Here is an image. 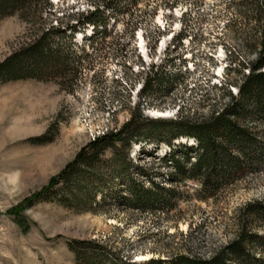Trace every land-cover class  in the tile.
I'll return each instance as SVG.
<instances>
[{"label":"rangeland","instance_id":"374dc122","mask_svg":"<svg viewBox=\"0 0 264 264\" xmlns=\"http://www.w3.org/2000/svg\"><path fill=\"white\" fill-rule=\"evenodd\" d=\"M48 1L53 13L45 22L65 28L78 43L91 32L77 21L95 0ZM256 7L253 0H137L130 13L138 26L125 25V16L117 15L114 45L88 49L71 86L35 79L0 83V264H176L181 257L207 260L217 251L227 264H242L225 257L223 248L243 216L246 231L259 236L245 252L264 263V210L255 203L264 204V150L252 152L264 146V117L253 115L251 105L238 121L249 131L248 159L237 174L211 177L205 190L197 176L182 179L166 160L174 151L178 159L186 155L192 161L196 141L181 135L166 143L162 131L147 133L146 143L120 148L126 152L125 167L87 172L73 196L53 187L54 197L21 211L27 229L8 212L45 185L93 135L134 115L151 69L178 73V80L167 89L152 85L139 106L148 119L197 121L235 96L262 37L263 21L256 18L262 12ZM32 27L16 15L0 19V60ZM154 111L165 118L152 117ZM44 134L49 141L29 140ZM156 187L169 191L133 201L132 193L140 197L141 190ZM255 208L261 211L250 214ZM73 240L96 245L84 244L92 251L85 249L80 259L67 247Z\"/></svg>","mask_w":264,"mask_h":264},{"label":"trees","instance_id":"16d2710c","mask_svg":"<svg viewBox=\"0 0 264 264\" xmlns=\"http://www.w3.org/2000/svg\"><path fill=\"white\" fill-rule=\"evenodd\" d=\"M136 1L95 0L90 2L93 4L92 9L86 10L84 15L80 13L81 18L77 23L81 28L89 26L91 32L84 34L78 43L70 32L64 33L65 28L45 22L43 18H47L53 13V6L50 1L0 0V19L9 15H16L33 26L29 29L27 38L0 60V83L35 79L54 81L60 86L64 83L68 87L71 86L83 69L86 57L89 55L88 49L96 52L114 45L115 38L111 37V34L116 35L114 26L116 16L124 15L126 18L125 25L131 23L133 18L130 7L136 4ZM253 1L256 2L257 12L259 14L262 12V17L256 16L257 21H263L260 24L262 37L256 43L255 57L250 62L246 74H243L241 81L236 84L235 96L228 95L227 102L211 109L206 118L197 121L182 119L180 116L179 119L168 121L148 119L139 112V106L142 105L141 101L149 95L152 85H155L157 90L167 89L174 80H178V73L167 72L160 68L151 69L150 73L145 75L139 90V97L142 100H138L136 104V113L121 125L93 135L78 149L71 160L48 179L45 185L11 207L8 212L14 216L17 224L23 230L27 229V223L21 211L36 201L54 197L52 188L56 185L62 186L64 193L71 197L75 192L74 189L79 187L87 172L95 171L98 168L115 170L120 169L123 165L125 167L124 156L126 152L123 155L119 151L120 148H129V143L133 141L146 143L144 136L147 133L158 136L163 131L168 135L167 140H163L166 143L181 135L191 136L196 141L195 156L192 161H189L186 155L183 160L178 159L174 156V151L166 160L177 173L182 175V179L197 176L199 178L198 185L203 190L209 185L208 182L211 177H229L237 174L241 170L242 162L248 159L251 150L247 140L249 131L238 123L240 118L245 117H241L242 114H245V106L251 105L253 115L264 117V70H261L264 67V0ZM150 7L152 17L157 4L153 3ZM56 8L60 9V7ZM35 21H38L37 25L34 24ZM131 24L133 28L138 26V20H134ZM69 29L75 30V28ZM129 41L130 39L124 41L125 43L122 41L121 46H126ZM161 128L163 130H160ZM29 140L35 143L49 141L46 134L31 137ZM263 147L262 145L257 146V148L252 147V152L258 151L260 153L264 150ZM231 149L236 152L232 153ZM156 188L160 191H156ZM156 188L154 190H141L142 195L140 197L132 193L133 201L140 203V200L157 199L161 191H169L167 188ZM56 199L63 203L67 201L64 198ZM255 203L261 207L262 211L264 210V204L259 201ZM140 209L145 208L140 207ZM261 209L255 208L249 213L255 212L257 214ZM247 215L249 216V214ZM243 217L246 219L247 216ZM244 218L241 219L242 222L237 233L224 246V256L242 264H247L246 259L251 264H264L263 261L245 252L248 243L258 242L259 236L254 232L246 231L247 228L245 229L244 224H242ZM84 244L94 246L95 243L92 240H73L67 242V247L76 257L83 259L85 249L88 248V251H92L91 246L86 248ZM219 252L221 251L215 252L207 260L181 257L176 264H227L225 261L228 258L220 257L223 253L220 254ZM88 259L89 256H87Z\"/></svg>","mask_w":264,"mask_h":264},{"label":"bare ground","instance_id":"6f19581e","mask_svg":"<svg viewBox=\"0 0 264 264\" xmlns=\"http://www.w3.org/2000/svg\"><path fill=\"white\" fill-rule=\"evenodd\" d=\"M154 114L157 115V116H158V115L165 116V114L162 115V113H161V112H158V111H154Z\"/></svg>","mask_w":264,"mask_h":264},{"label":"water","instance_id":"95a60500","mask_svg":"<svg viewBox=\"0 0 264 264\" xmlns=\"http://www.w3.org/2000/svg\"><path fill=\"white\" fill-rule=\"evenodd\" d=\"M152 117H155V118H165V116H161V115H158V116H152Z\"/></svg>","mask_w":264,"mask_h":264}]
</instances>
